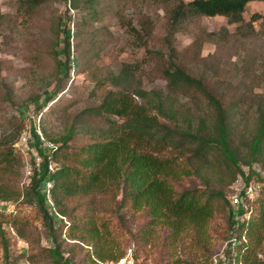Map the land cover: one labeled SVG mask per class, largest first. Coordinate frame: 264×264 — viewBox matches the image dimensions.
I'll return each mask as SVG.
<instances>
[{
  "label": "trees",
  "instance_id": "1",
  "mask_svg": "<svg viewBox=\"0 0 264 264\" xmlns=\"http://www.w3.org/2000/svg\"><path fill=\"white\" fill-rule=\"evenodd\" d=\"M39 1L30 0V4L35 6ZM94 1H85L92 18L97 15ZM249 1L162 0L166 40L171 52L153 71L166 80V90L143 87L139 73L142 64H120L116 71L107 75L110 87L104 89L99 101L82 112L99 119V124H88L86 120L80 124L79 134L82 137L85 134L88 141L70 144V138L76 132L72 124L57 139L44 131L54 145L55 142L60 143L47 149L40 146L42 138L36 126L30 127L33 136L31 144L41 161L24 189L5 179L17 177L19 172L16 168L21 157L13 146L6 145L4 138L0 139V199L17 201L23 197L34 205L36 218L46 227L53 243L47 249L52 264L73 262L72 257L64 256L60 249L62 240H58L66 223L57 214L69 220L65 230L68 238L76 239L74 243H78L81 251L86 248L82 264H102L105 260L115 261L122 257L125 253L114 251L118 243L111 235L102 211L124 208L146 219L141 233H136L140 241H148L153 228L162 227L167 231V247L170 245L169 248H173L183 236L208 258L213 257L221 244L234 236L238 259L251 264H264V259L247 251V239L258 235L260 241L263 237L264 184L252 207V220L247 222L238 219L242 211L235 210L225 196L241 164L259 162L264 169V91L253 93L254 87L264 81V56L247 55L235 64L237 73L250 81L255 80L249 89L239 91L224 81L219 82V86L210 85L211 81L205 77L186 71L178 61L171 39L188 19L212 16H223L228 24L236 23V31L232 33L236 37L263 38L264 15L253 12L249 20L244 19ZM70 2L73 8L79 7L80 0ZM257 19H262L260 27L263 35L258 34L253 26ZM139 24L140 27H136L127 21L124 26L145 46L151 35L152 21L143 16ZM63 31L62 51L67 58L58 61V65L68 75L70 37L73 33L70 29ZM223 33V37L231 35L227 30ZM206 34L201 31L195 35L193 42L198 49L204 40L210 39V35ZM147 52L153 54L154 51L147 49ZM256 61L261 69L258 72L254 71ZM224 86L231 91H223ZM187 94L189 101L204 102L206 108L198 109L196 106V109H191L187 104L181 105L179 97ZM236 140L249 148V153L243 158L239 157L234 147ZM167 149L173 154L163 155ZM50 161L55 163L52 170L49 169ZM190 177L199 179L201 183L188 185L186 180ZM256 178L264 182L260 175ZM47 181H52L49 193L53 204L47 200ZM95 197L108 203L97 207ZM74 198L85 201L84 213L73 215L78 207H69L68 203ZM221 212L227 225L213 239L211 222ZM2 213L0 233L6 250L4 234H7V229L3 228L6 224L3 222H12L9 221L11 217L9 219ZM12 221L16 223L15 219ZM13 223L9 226L12 227ZM217 240L221 242L215 247ZM229 253L230 247H227L226 254ZM133 255L137 263L143 264L134 251ZM169 261L171 264H191L172 254ZM205 263L210 264L211 260Z\"/></svg>",
  "mask_w": 264,
  "mask_h": 264
},
{
  "label": "rangeland",
  "instance_id": "2",
  "mask_svg": "<svg viewBox=\"0 0 264 264\" xmlns=\"http://www.w3.org/2000/svg\"><path fill=\"white\" fill-rule=\"evenodd\" d=\"M85 1L80 0L79 7L73 8L70 0H40L35 6H31L30 0H0V139L4 138L6 145L13 146L21 157L20 165L16 168L19 172L17 177L5 179L22 189L29 184L41 161L31 144L33 136L30 127L36 126L42 138L40 146L47 149L60 143L55 142L54 146L48 147L53 141L47 139L44 131L57 139L72 124L76 127V132L70 138V144L88 141L85 134L84 137L79 134L80 124L84 120L88 124H99V119L94 115H83L82 112L99 101L104 89L110 87L107 75L116 71L120 64H142L139 73L142 75L143 87L166 90V80L153 71L171 52L166 40L162 0H95L97 15L94 18L89 14L86 7L88 3ZM253 12L264 15V1H249L244 19L249 20ZM143 16L152 21L151 35L145 46L124 26L127 21H131L136 27H140L139 22ZM261 21L262 19L255 20L253 26L259 31L258 34L263 35ZM236 25L228 24L223 16L188 19L171 38L178 61L186 71L210 80V85L219 86L218 83L224 81L239 91L249 89L255 80L250 81L248 77L237 73L235 64L247 55L264 56V37H236L232 34L236 31ZM64 29H70L71 34L73 33L70 37L68 75L58 65V61L67 58L62 51ZM226 30L231 35L223 37V31ZM201 31L210 35V39L204 40L198 49L193 41ZM147 49L153 50V54L148 53ZM157 51L160 53H156ZM257 65L256 61V72L261 70ZM225 90L231 91V88L224 86L223 91ZM263 91L264 81L253 89V93ZM189 97V94L181 95L178 102L183 106L187 104L191 109H196V106L198 109L206 108L204 102L189 101ZM249 120L252 122V117ZM234 147L240 158L249 153L245 143L236 140ZM172 154L170 149L163 151V155ZM49 164L54 169L55 163L50 161ZM186 182L188 185L201 183L195 177H190ZM49 183L47 189L52 186V181ZM46 192L47 200L53 204L49 190ZM229 193L228 188L225 195L227 199ZM120 197L121 194L118 195ZM94 201L97 207L108 203L97 197ZM3 202L7 203L4 206L7 210L2 214L7 218L11 217L9 221L12 223V219H15L16 223L10 227L12 223L3 222L6 223L3 228L7 229V234H4L7 246L4 250L3 235L0 233V264H52L47 249L53 243L46 233V227L36 218L34 205L23 197L17 201L0 199V203ZM84 203L85 201L77 198L69 200V207H78L72 212L73 215L84 213ZM113 205L112 203V207ZM54 210L57 211V208L54 207ZM102 213L111 235L118 243L115 252L126 253L131 248L143 264H171V254L191 264H206L205 261L209 263L211 260L212 256H204L202 250L196 248L190 240L183 239V236L173 248H169L170 245L167 247V231L162 227L153 228L148 241L138 240L136 233H141L146 219L132 211H126V208ZM57 215L66 223L58 240H62L60 249L63 255L71 256L72 264H82L86 248L81 251L78 243H74L77 242L76 239L68 238L65 230L69 220ZM251 218L250 212L248 219L244 221H250ZM226 225L224 213L221 212L211 222V227L214 228L210 232L212 238L223 232ZM262 235L260 241L258 235L257 239H247V251L253 252L260 259H264V231ZM220 242L221 240H217L215 247ZM108 261L110 260H105L104 263Z\"/></svg>",
  "mask_w": 264,
  "mask_h": 264
},
{
  "label": "built area",
  "instance_id": "3",
  "mask_svg": "<svg viewBox=\"0 0 264 264\" xmlns=\"http://www.w3.org/2000/svg\"><path fill=\"white\" fill-rule=\"evenodd\" d=\"M42 140V139H41ZM50 146H54L50 142ZM49 169L52 170L51 165L49 164ZM257 175H260L264 178V169L259 162H252L250 164L243 163L240 165V170L236 174L234 181L230 186V193L228 199L230 205L233 206L235 210H241L239 213L238 219L244 221L248 219V216L252 210L254 201L260 195L261 187L264 182L256 178ZM47 186H50L49 181L46 182V191ZM6 202L0 203V212L7 210L4 209ZM11 227V226H10ZM227 247H230L229 255L226 254ZM102 264H139L136 262L133 251L131 248H128L126 253L118 258L115 261H108ZM210 264H251L240 260L237 258L236 243L234 242V236L229 237L221 246L218 251L213 255Z\"/></svg>",
  "mask_w": 264,
  "mask_h": 264
}]
</instances>
